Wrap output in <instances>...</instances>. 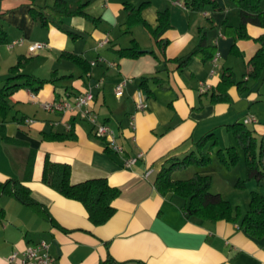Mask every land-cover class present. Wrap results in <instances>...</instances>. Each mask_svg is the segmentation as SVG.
Masks as SVG:
<instances>
[{
    "label": "crops",
    "instance_id": "1",
    "mask_svg": "<svg viewBox=\"0 0 264 264\" xmlns=\"http://www.w3.org/2000/svg\"><path fill=\"white\" fill-rule=\"evenodd\" d=\"M58 1L70 8L85 6L84 12L93 20L63 14L43 26L34 18V12L47 14L45 8ZM189 1L0 0L4 38L0 42V183L18 182L43 210L0 194V264H9L12 252L40 242L49 246L54 264H101L108 258L116 264H264V238H251L235 223L188 218L186 199L161 195L154 187L169 160L185 158L211 133L217 142L209 154L211 162L206 167L190 165L173 172L171 178L186 181L194 175L208 176L210 192L223 199L224 192L243 193L247 183L243 191L235 185L246 176V167L244 162V171L235 174L242 151L232 125L251 119L244 125L253 132L257 146L264 137V78L248 77V63L260 48L255 40L264 29L248 25L249 39L235 40L225 30L239 26L232 3L214 0L217 9L207 6L199 12L186 8ZM260 5L264 9V0ZM130 9H139V17L151 30L158 27V14L166 12L170 28L161 39L168 44H156ZM15 41L21 44L9 49ZM35 43L46 48L29 54L28 47ZM201 43L206 53L211 49L214 56L218 54L215 66L202 53L191 55L182 66L177 63ZM134 46L138 57L119 54ZM69 55L86 63L89 71ZM19 63L21 68L12 75L10 69ZM226 70L246 91L241 93L232 85L225 91L226 100L214 101L211 95L219 94L217 86ZM14 76L46 83L40 88L8 89L24 83L23 79L9 82ZM125 79L122 96L116 99L114 88ZM205 85L209 86L206 92H200ZM88 88L94 95L95 121L110 128L123 154L107 149L106 141L94 135L87 121L42 107L72 99ZM138 91L146 97L143 113L135 110L133 98ZM131 118L134 131L129 127ZM230 148L237 151L238 162L227 168L215 153ZM137 154L142 157L125 167V160ZM46 158L68 164L73 185L103 178L119 190L113 202L115 213L105 225L93 226L79 202L42 183ZM257 184L264 186V181ZM230 203L240 211L237 199Z\"/></svg>",
    "mask_w": 264,
    "mask_h": 264
},
{
    "label": "trees",
    "instance_id": "2",
    "mask_svg": "<svg viewBox=\"0 0 264 264\" xmlns=\"http://www.w3.org/2000/svg\"><path fill=\"white\" fill-rule=\"evenodd\" d=\"M228 1L237 9L239 18V26L237 28L230 26L225 27V30L229 32L227 34L232 36L233 39H249L246 32V27L248 25L264 29V9H262L260 5L261 0ZM207 6L212 7V9H217L214 0H191L186 4L187 9L199 12H203ZM84 7L85 6L82 5L76 8H70L63 1H58L54 7L45 8L47 14L34 12L33 16L43 26L47 25L50 18L63 14L68 16H82L92 21L93 18H90L84 12ZM139 11V9L129 10L131 16L134 19L137 18L136 22L144 26L151 35H153L155 43L165 47L168 41L162 40L161 37L163 33L170 28L167 13L162 12L158 14V27L156 30H151L139 17ZM2 41H4V38L0 35V42ZM255 41L260 44V48L248 63V77L253 80H258L264 78V35L260 36ZM202 47L203 45L201 43L191 54L177 59V63L182 66L188 61L191 55L198 53L206 55V58L211 60L214 56V51L210 49L206 53ZM119 54L122 57L126 56L130 58H136L139 55L135 46L129 50H120ZM67 58L82 67L85 66L86 72L89 71V66L75 56L69 55ZM20 68L21 64L19 63L10 69V73L12 75L16 74ZM17 79H23L24 83L20 86H12L8 89H16L22 86L33 87L34 85L40 88L46 83V81L35 80L30 76H14L9 78L8 81L14 82ZM144 82L145 80H142V84H144ZM232 85H236L241 93L246 91L244 84L237 83L232 72L226 70L222 73L220 82L217 86L216 91L219 92V94L216 95L212 93L211 95L213 100H226L225 91ZM3 108L4 102L1 104V110H3ZM232 132L236 140L237 148L243 153L247 175L246 181L237 182L235 187L237 189H244L246 183L249 181L255 183L264 181V137L260 139V144L257 146L253 132L244 124L232 125ZM216 145L217 142L214 135L209 133L195 144V151L191 152L185 158L181 160H169V166L162 168L157 174L154 183L155 189L161 195L173 194L186 199L187 205L184 208V213L188 218H197L210 223H216L218 221L235 223L251 238H264V195L255 191L250 192L249 209L244 215H241L239 209L237 207L233 208L229 201L224 200L219 194H212L210 192V177L194 175L186 181H175L171 178L173 172L184 170L190 165L206 167L211 162L209 154ZM215 155L219 157L220 162L227 168L235 166L238 162V154L235 148L228 149L226 153L217 150ZM70 173L71 168L68 164L52 163L46 158L42 173V183L65 199L79 202L85 208L88 219L93 226L98 227L105 225L115 213L113 202L118 198L120 193L119 190L115 187H111L103 178L91 179L73 185L70 182ZM0 194L10 195L23 205L43 213L41 205L31 198L29 190L21 186L18 182L7 181L0 183ZM101 264L116 263L108 258Z\"/></svg>",
    "mask_w": 264,
    "mask_h": 264
},
{
    "label": "built area",
    "instance_id": "3",
    "mask_svg": "<svg viewBox=\"0 0 264 264\" xmlns=\"http://www.w3.org/2000/svg\"><path fill=\"white\" fill-rule=\"evenodd\" d=\"M104 42H101L102 45ZM20 41H15L11 43L8 48H12L15 45H20ZM46 48V45L43 43H35L28 47L29 54H34L40 50ZM218 60V54H216L211 63L215 66ZM93 65V63L91 64ZM128 80H123L114 88V95L116 99H120L123 93V89ZM209 86H203L200 89V92H206ZM134 105L136 113H143L147 109L146 97L140 91L134 94ZM94 102V95L91 88H88L84 93L72 98V99H63L57 102L44 103L42 105L43 109L49 112H62V113H71L75 116H78L80 119L87 121L93 126L94 135L97 138L103 139L106 141L107 148L114 154L121 155L123 154V148L117 144L113 132L105 124H98L95 121L93 112L91 110L92 103ZM252 121L251 119H246L244 124ZM69 127V126H68ZM129 127L132 131L135 130V122L131 118L129 121ZM142 157V154H137L135 157H130L125 160V167L132 166L138 159ZM149 174V173H148ZM147 174V175H148ZM7 262L9 264H54V259L52 258L49 246L45 242H40L35 245H29L24 248L21 252H12L8 258Z\"/></svg>",
    "mask_w": 264,
    "mask_h": 264
},
{
    "label": "rangeland",
    "instance_id": "4",
    "mask_svg": "<svg viewBox=\"0 0 264 264\" xmlns=\"http://www.w3.org/2000/svg\"><path fill=\"white\" fill-rule=\"evenodd\" d=\"M259 144H260V139L258 140V145ZM238 153L240 156V161L238 162V164L235 167V171H234L235 174H237V173L239 174V172L241 173V171L243 172L244 168H245L243 155L241 152H238ZM234 172L232 175H234ZM246 179H247V175L245 177H242L241 180H239V181H246ZM251 190L255 191L261 195H264V186H258L257 183L250 181V182H247L246 191H245L246 193L243 192V193H239L238 195L237 194L230 195V192H224V194H223L224 199H227L228 201H230L232 203L234 202L235 199H237L238 204L241 208L240 212L244 215L249 209V191H251ZM239 191H243V189H241Z\"/></svg>",
    "mask_w": 264,
    "mask_h": 264
}]
</instances>
